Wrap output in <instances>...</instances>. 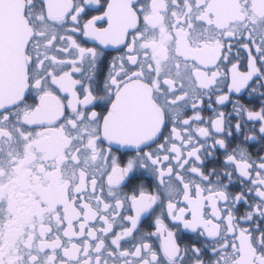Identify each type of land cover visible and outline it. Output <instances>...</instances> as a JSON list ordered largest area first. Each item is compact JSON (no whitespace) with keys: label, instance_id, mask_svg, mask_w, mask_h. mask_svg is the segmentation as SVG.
<instances>
[{"label":"snow or ice","instance_id":"1","mask_svg":"<svg viewBox=\"0 0 264 264\" xmlns=\"http://www.w3.org/2000/svg\"><path fill=\"white\" fill-rule=\"evenodd\" d=\"M0 264H264V0H0Z\"/></svg>","mask_w":264,"mask_h":264},{"label":"flooded vegetation","instance_id":"2","mask_svg":"<svg viewBox=\"0 0 264 264\" xmlns=\"http://www.w3.org/2000/svg\"><path fill=\"white\" fill-rule=\"evenodd\" d=\"M231 107V105H229V108Z\"/></svg>","mask_w":264,"mask_h":264}]
</instances>
